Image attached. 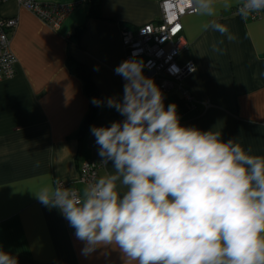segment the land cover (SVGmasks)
I'll return each mask as SVG.
<instances>
[{
  "label": "crops",
  "instance_id": "crops-1",
  "mask_svg": "<svg viewBox=\"0 0 264 264\" xmlns=\"http://www.w3.org/2000/svg\"><path fill=\"white\" fill-rule=\"evenodd\" d=\"M35 1L73 7L51 29L15 0L0 5L1 16L17 18L10 36L16 71L0 81V247L18 264H124L110 247L83 255L75 229L33 193L48 177L73 180L82 160L101 162L90 127L124 119L106 104L123 95L124 80L114 71L125 60L120 27L156 18L160 0ZM241 1L230 0L226 8L223 0H214L213 15L181 18L187 49L180 60L195 65L186 86L198 104L189 109L178 92L167 94L165 102L177 104L182 125L219 131L224 141L235 138L252 155L264 156V14L256 20L231 14ZM214 24L226 26L235 39L213 30ZM70 60L86 69L95 98L105 102L83 136L78 132L89 99ZM201 102L208 106L203 109ZM111 167L101 164L98 178Z\"/></svg>",
  "mask_w": 264,
  "mask_h": 264
},
{
  "label": "clouds",
  "instance_id": "clouds-1",
  "mask_svg": "<svg viewBox=\"0 0 264 264\" xmlns=\"http://www.w3.org/2000/svg\"><path fill=\"white\" fill-rule=\"evenodd\" d=\"M180 5L201 15L216 11L214 0ZM261 10L264 0L239 7L242 17ZM211 27L235 39L224 25ZM144 68L126 59L114 69L123 95L106 104L124 119L90 127L100 163L111 162V171L80 190L48 177L32 193L60 211L85 256L110 247L124 264H264V156L219 131L182 125L177 104L165 106ZM0 264L18 260L0 247Z\"/></svg>",
  "mask_w": 264,
  "mask_h": 264
},
{
  "label": "built area",
  "instance_id": "built-area-1",
  "mask_svg": "<svg viewBox=\"0 0 264 264\" xmlns=\"http://www.w3.org/2000/svg\"><path fill=\"white\" fill-rule=\"evenodd\" d=\"M6 1L8 0H0V5ZM15 1L51 29H57L73 7L72 4L40 3L35 0ZM241 2L231 9V14L240 15ZM194 13L196 12L181 6L180 0H160L156 18L136 28L125 25L120 27V42L125 60H142L145 64L144 74L154 79L165 99L170 92H178L191 110L197 109L198 102L190 94L186 80L194 71L195 65L191 59L180 60L187 49V42L182 35L181 18ZM262 14L264 10L253 12L247 18L256 20ZM16 26V17L4 18L0 15V81L11 78L16 71L17 61L10 49V36ZM164 103L167 107L165 100ZM201 106L205 109L208 103L201 102ZM100 168L99 162L82 160L73 180L56 179L54 182L78 190L79 185L85 186L97 179Z\"/></svg>",
  "mask_w": 264,
  "mask_h": 264
},
{
  "label": "trees",
  "instance_id": "trees-1",
  "mask_svg": "<svg viewBox=\"0 0 264 264\" xmlns=\"http://www.w3.org/2000/svg\"><path fill=\"white\" fill-rule=\"evenodd\" d=\"M69 65H70L69 66L70 71L75 76H77L81 80V82L83 83L84 92L89 99V112L87 113L86 117L82 121L81 126L79 128V132H78L79 136H83L87 132V130L90 126V123H91V120L93 118L95 109L97 107L96 105H94L91 102L92 99L95 98L94 86H93V83H92V80H91L89 74L87 73L86 69L83 66L73 62L72 60H70Z\"/></svg>",
  "mask_w": 264,
  "mask_h": 264
}]
</instances>
